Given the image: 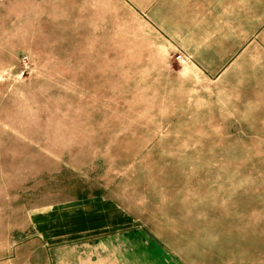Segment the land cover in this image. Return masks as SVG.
I'll return each instance as SVG.
<instances>
[{
    "label": "crops",
    "instance_id": "0c3cea01",
    "mask_svg": "<svg viewBox=\"0 0 264 264\" xmlns=\"http://www.w3.org/2000/svg\"><path fill=\"white\" fill-rule=\"evenodd\" d=\"M0 21L7 38H117L96 58L112 69L103 74L132 75L138 95L123 155L264 156V0H0ZM118 38L132 47L116 49ZM140 161L119 157L111 178L84 181L66 208L32 213L49 232L34 228L0 264H264V232L211 225L231 217L201 212L199 196H137L151 159ZM85 244L95 259L74 253Z\"/></svg>",
    "mask_w": 264,
    "mask_h": 264
},
{
    "label": "rangeland",
    "instance_id": "374dc122",
    "mask_svg": "<svg viewBox=\"0 0 264 264\" xmlns=\"http://www.w3.org/2000/svg\"><path fill=\"white\" fill-rule=\"evenodd\" d=\"M113 39L7 38L0 21L1 257L31 242L35 229L49 232L50 222L41 226L32 213L66 208V201L81 196L84 181L111 178L119 157L151 159L137 170L135 194L142 199L199 196L201 212L231 217L207 220L211 225L264 232V156H216L215 162L208 155H123L122 148L132 145L125 135L132 134V98L138 95L132 91V75L103 74L112 69L96 56L113 48ZM118 39L116 49L132 47ZM120 61L132 65V58ZM142 145L137 140L136 146ZM166 166L179 173L194 171L164 179L156 168ZM74 249L89 259L98 255L95 244ZM15 264H23L22 259Z\"/></svg>",
    "mask_w": 264,
    "mask_h": 264
},
{
    "label": "built area",
    "instance_id": "2783aa9c",
    "mask_svg": "<svg viewBox=\"0 0 264 264\" xmlns=\"http://www.w3.org/2000/svg\"><path fill=\"white\" fill-rule=\"evenodd\" d=\"M174 58H175L176 62L182 63L184 61L182 54H179L178 56H175Z\"/></svg>",
    "mask_w": 264,
    "mask_h": 264
}]
</instances>
